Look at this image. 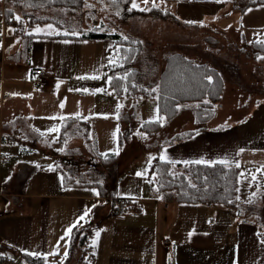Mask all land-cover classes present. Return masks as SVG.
Instances as JSON below:
<instances>
[{
  "label": "crops",
  "instance_id": "1",
  "mask_svg": "<svg viewBox=\"0 0 264 264\" xmlns=\"http://www.w3.org/2000/svg\"><path fill=\"white\" fill-rule=\"evenodd\" d=\"M159 1L170 14V3L216 7L215 13L191 24L196 30L209 32L204 39L206 45L209 41L216 46L230 35L227 29L204 23H215L220 16L236 19L239 34L248 35V47L264 42V1ZM102 4L112 10L107 12V19L101 20L98 7ZM130 7V2L124 0L117 4L86 0L83 9L46 6L39 0H0V200L8 199L16 212L8 219L7 227L0 225V262L25 253L43 256L48 263L52 261L50 264L60 263L69 254L75 229L91 225L94 264H264V206L258 187L263 183L264 191V98L259 97L251 114L236 123L230 121L216 128L201 125L194 131L181 129L166 147H160L149 158L145 175H137L136 169L122 178L119 172L109 174V167H115L118 157L114 162H103L101 158L113 152L99 153L96 162L97 147L103 142L92 135L90 126L98 116L97 100L78 94L81 75L79 63H72L73 49L82 43L95 48V55L102 59L114 42L109 38L49 35L47 25L60 33L119 34L121 30L112 31L106 26L108 19L129 12ZM152 9V15L162 16V9ZM225 9L231 10L226 16L222 13ZM119 18L125 20L121 15ZM14 20L18 25L12 23ZM185 20L189 19L178 18L181 24H190ZM37 25L45 31L34 33ZM174 31V26L164 23L151 31L158 33L152 43L155 55H185ZM181 38L191 40L192 45L191 32ZM64 40L70 42L65 44ZM253 56L264 68V54L256 49ZM260 63H254V67ZM39 68L49 75L37 89L31 79ZM116 110L113 107V113ZM54 121L57 128L61 122L58 137L46 139L47 126ZM37 151L43 158H30ZM162 156L166 157L163 161L178 168L197 160L203 164L225 161L239 165V206L180 203L174 190L161 191L149 170L153 160ZM97 173L105 178L97 179ZM119 200L127 206L124 219L111 216ZM21 215L22 219L16 221ZM3 248L12 255L2 254Z\"/></svg>",
  "mask_w": 264,
  "mask_h": 264
},
{
  "label": "rangeland",
  "instance_id": "2",
  "mask_svg": "<svg viewBox=\"0 0 264 264\" xmlns=\"http://www.w3.org/2000/svg\"><path fill=\"white\" fill-rule=\"evenodd\" d=\"M136 2L140 4L141 8H152V0H149L147 5L143 3V0H136ZM155 2L159 5L157 8L159 10L162 9V13L160 11L162 14L160 18L152 15L155 14L152 13L153 9L151 11H142L143 13H140V10L137 11V9H134L136 12L133 10L129 12H119V17L121 15L125 20L119 17H110L106 24L112 31L121 30L122 33L119 34L123 37L135 38L141 41L142 51L133 62V68L138 72L137 83L150 90H156L160 75L166 66L167 58L174 54L155 55V51L157 50L154 49L152 43H154L153 40L158 36V33H152L151 31L155 30L156 27L159 28V26H162L164 23L174 26V36L178 43L185 47L182 48V51L185 52L186 57L194 60L195 63L209 64L221 72L224 80V92L220 104L205 107L201 120H198V107L200 106L190 103L182 106L173 119L163 121V128L159 133L150 136L141 130L140 123L156 120L158 108L157 98L137 97L133 99L129 97H117L109 88V75L104 68L107 53H103L101 59L100 55H95V48L84 47L82 43H80V46L76 45L73 49L75 58L73 57L72 63H79L80 72L78 73H80L81 76L78 94L81 97L86 96L91 98L95 96L97 100L96 108L98 116L90 121V126L92 135L95 134V136L103 139V142L97 147L96 162H99V153H116V150L119 149L118 159L114 163L115 167H109V174L112 175L115 172H119L121 173V178L135 169L138 173L145 175L149 167V158H152V155H155L160 147H166L170 141L169 139L176 137L181 129L186 128L190 131H194L201 125L216 128L223 127L230 121L236 123L245 116L251 114L253 109L259 104L256 102L259 97H261V99L264 98V96H262L264 95L263 66H261V61L253 60V52L256 50V47L255 45L253 47H248L246 45L247 41H249L247 38L248 35H245V38L239 34L238 26L234 23L236 19L220 16L215 23H210L215 20L204 22L207 24H214L219 28L222 27L227 29V32L230 33L226 38L219 40V44H216V46L212 45L209 41H207L206 45L204 39L210 36L209 32L206 33V31L196 30L191 24L196 21H201L205 15L215 13L217 11L216 7L187 4L186 2L170 3L169 8L172 13L170 14L164 10L162 2L159 0H155ZM98 8L101 11V20L105 17L107 19L109 17V13L107 12L112 10L111 7L102 4ZM80 9H83V7ZM230 11V9H225L222 13L226 16ZM144 12L149 13L144 14ZM95 14L99 15L96 10ZM174 16L177 17L176 21H174ZM184 16L185 19H189L185 21L190 24L185 25L178 21V18L181 19V17ZM72 21L74 22L76 20L69 19V22ZM141 26L144 30L138 28ZM208 28L213 30L212 26ZM190 32L193 37L191 46V40L190 42L188 40L182 41L181 38L183 35L186 36V34ZM201 39H203V43H200L202 42ZM114 49L115 47L112 46L109 47L107 51ZM254 63L260 64L255 68ZM87 76H89V78H87ZM81 77L85 78L81 79ZM75 93L76 92H74V94ZM113 107L117 109V113H113ZM58 127L59 128H57V123H55V121L53 125L49 123L47 126L48 135L46 139L50 140L52 137L57 138L61 129V122L60 125L58 122ZM119 133L131 134L130 138L125 140L122 146H120ZM113 138L114 142H112ZM72 141L75 143L74 138ZM34 157L43 158V154L40 151L33 152L30 158ZM173 167L176 171H181V168L176 166ZM39 176H34V179ZM97 176V179L105 178L98 173ZM262 185L263 183H259L258 187L260 189L259 195L263 198L260 202H262V206H264V191L261 187ZM242 195L244 196L246 194ZM15 213L16 212L9 206V200L2 198L0 200V225L3 226L6 224L7 227L8 219L14 216ZM20 219H22V215L16 221ZM1 253L4 255H12V253H8V250L5 248L1 249ZM80 253V237H77L73 239L69 254H67L66 258L61 260L60 263L55 262V264H76V260ZM13 257L15 260L14 264H27L24 258ZM50 263H52V261H50Z\"/></svg>",
  "mask_w": 264,
  "mask_h": 264
},
{
  "label": "trees",
  "instance_id": "3",
  "mask_svg": "<svg viewBox=\"0 0 264 264\" xmlns=\"http://www.w3.org/2000/svg\"><path fill=\"white\" fill-rule=\"evenodd\" d=\"M46 6H67L82 8L86 0H39ZM188 1V0H162ZM264 1V0H259ZM64 37L86 40L111 39L114 50H108L105 59V69L112 78L109 88L117 97H156L158 101L160 122L140 123V128L150 136H154L163 127V121L173 119L182 106L198 104V120H201L206 106L220 104L224 92V80L221 72L209 64L195 63L182 53L172 54L167 58L166 66L160 75L156 90L140 86L137 83L138 72L133 68V62L142 51V43L135 38L127 40L121 34H106L89 31L79 35ZM213 41V40H212ZM215 44V41H213ZM256 49L264 54V42L256 43ZM114 59V62H110ZM125 77V79H118ZM209 77L211 78L209 80ZM203 110V111H202ZM211 111V110H210ZM67 125H65L66 127ZM131 134L120 136V146L129 139ZM117 154L102 157L103 162H114ZM161 191L174 190L180 203L217 204L225 207H238V186L241 170L227 163L214 164H183L181 171H176L173 164L156 157L149 170ZM74 238L80 237L81 253L79 264H94L95 256L91 247L93 227L75 229ZM27 264H50L43 256H32L23 253ZM4 260V259H3Z\"/></svg>",
  "mask_w": 264,
  "mask_h": 264
},
{
  "label": "snow or ice",
  "instance_id": "4",
  "mask_svg": "<svg viewBox=\"0 0 264 264\" xmlns=\"http://www.w3.org/2000/svg\"><path fill=\"white\" fill-rule=\"evenodd\" d=\"M110 2L112 3V4H117L118 2H119V0H110ZM124 2H126V3H129L130 2V5H131V7H130V11L131 10H133V9H137V10H140V11H151L152 10V8H157V7H159V5L158 4H156V2H155V0H152V8H147V7H145V8H141L140 7V4H138L137 2H136V0H124ZM143 3L145 4V5H147L148 3H149V0H143ZM117 15H119V13H117ZM15 19L18 21V22H21V18L19 17V16H16L15 17ZM47 29L48 30H50V31H48V33L47 34H49V35H51V34H57V35H60V34H62V35H65V36H67V35H69V34H71V35H79V33H77V32H72V33H69V32H67V31H65V32H63V33H60V32H58L57 30H55L54 28H53V26L52 25H47ZM45 31V29H42L39 25H37L36 27H35V29H34V33H36V34H38V33H41V32H44ZM29 35H32L33 33H28ZM124 39L125 40H127L128 39V37H124ZM70 41H68V40H64L63 41V43H65V44H67V43H69ZM110 62H114V59H110ZM84 77H81V79H83ZM93 78H98V77H93ZM118 79H125V77H119ZM211 78L209 77V80H210ZM111 82H112V78H108V83L111 85ZM102 91H105V90H102ZM107 94V93H106ZM61 107H63V104L61 105ZM118 118V117H117ZM163 118L162 117H160L159 116V109L157 108V117H156V120L154 121V122H160L161 120H162ZM198 134V133H197ZM118 151H119V149H117L116 150V154H118ZM161 159H166V157H164V156H162L161 157ZM194 163H197V164H201V163H205L204 161H200V160H197V161H194ZM220 163H225V161H221ZM237 166H239V165H237ZM137 175H142L141 173H137ZM62 179V178H61ZM97 195H99V193H96ZM87 213H85V215H86ZM80 220H83L84 219V216H81L80 218H79ZM79 222V221H78ZM77 222V223H78ZM72 231V228H69L68 229V232L70 233ZM99 232H97L96 233V235L97 236H99Z\"/></svg>",
  "mask_w": 264,
  "mask_h": 264
},
{
  "label": "built area",
  "instance_id": "5",
  "mask_svg": "<svg viewBox=\"0 0 264 264\" xmlns=\"http://www.w3.org/2000/svg\"><path fill=\"white\" fill-rule=\"evenodd\" d=\"M12 23L14 25H18V22L15 20ZM48 75H49L48 71H46L42 68L36 69L32 79H31V83H32L33 87L38 89L42 85H44L47 81ZM126 212H127L126 204L119 200L118 204L115 205L111 216L114 219H124L126 216ZM263 239H264V236H263ZM14 263H15V260L12 258H5L3 262H0V264H14Z\"/></svg>",
  "mask_w": 264,
  "mask_h": 264
}]
</instances>
